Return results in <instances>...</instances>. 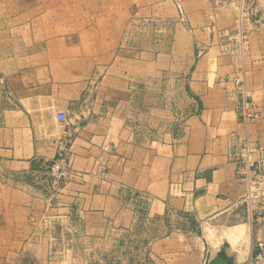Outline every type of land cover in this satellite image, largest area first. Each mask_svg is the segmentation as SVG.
Returning a JSON list of instances; mask_svg holds the SVG:
<instances>
[{
  "label": "crops",
  "instance_id": "crops-1",
  "mask_svg": "<svg viewBox=\"0 0 264 264\" xmlns=\"http://www.w3.org/2000/svg\"><path fill=\"white\" fill-rule=\"evenodd\" d=\"M179 1L186 20L175 0L0 1V170L14 176L0 185L9 252L0 264H85L52 259L47 243L30 238V220L44 207L46 165L66 130L80 175L64 189L61 212L70 214L76 237L122 234L144 220L165 231L152 242L161 264H207L214 254L208 231L243 225L229 224L244 221L247 210L245 186L228 154L237 136L264 145V119L242 120L233 80L242 66L248 94L264 112V0H226L234 15L239 7L247 11L249 46L242 58L216 51L226 26L208 18L220 6ZM141 5L163 11L167 20L180 16L179 28L198 44L213 45L177 73L193 110L147 141L112 114L109 98L93 93L122 90L115 82L125 74V28ZM55 114L64 123L70 117L71 125L58 127ZM100 164L107 169L97 174ZM212 221L217 225L209 227ZM247 230L243 238L234 235L242 240V260L264 224Z\"/></svg>",
  "mask_w": 264,
  "mask_h": 264
},
{
  "label": "rangeland",
  "instance_id": "rangeland-1",
  "mask_svg": "<svg viewBox=\"0 0 264 264\" xmlns=\"http://www.w3.org/2000/svg\"><path fill=\"white\" fill-rule=\"evenodd\" d=\"M210 1L216 7L220 6L221 8L217 12L216 16L219 15L218 17L214 16L213 18L212 15H209V21L213 22V19H219L221 25L226 26L225 30H221L223 33L219 35L218 44H215L216 51L225 54L234 53L241 58L244 57L249 46L244 25V20L248 17L247 11L239 7L234 15L226 0ZM175 2L182 20L185 19L183 5L179 0H175ZM167 12L170 13V11ZM181 18L173 16L167 20L163 11L149 12V9L147 10L145 6L141 5L140 16H134L132 24L130 22L125 28L124 60L122 62L125 74L115 82V85L121 87L122 90L107 92L98 90L96 87L97 89L93 91L94 95H99L100 98H103L104 95L109 98L107 101L111 103L108 105L112 109V114L125 119L127 126L139 132L142 141H147L149 137L158 139L163 128L174 129L178 124L183 123L190 111L193 110V101L183 89V82H180L177 73L183 67L189 68L195 56L207 51L210 44H198L195 36L192 37L189 32L179 28L177 24ZM231 22L233 25L227 27ZM138 54H140L139 58ZM183 54L188 55L187 59H182ZM237 73V75L244 76L242 66ZM119 79H121L120 82ZM246 93L250 98L247 89ZM54 118L58 127L71 125L70 117L66 118L65 123L57 114ZM65 138L71 140L70 152L67 155L73 166L71 154L73 135L68 130L58 141L57 151L59 143ZM55 157L56 155L53 158ZM51 160L47 162L46 167ZM106 169L100 171L98 167L97 174L105 172ZM11 179H14L13 175L0 170V185ZM2 201L4 202L0 195V204ZM244 207L246 208L245 205ZM44 208L45 190L44 207L41 214L30 220L33 231L30 238L47 243L48 256L52 259L80 260L85 264H161L159 258L153 254L152 242L162 237L165 231L153 227L147 221H140L133 231L122 234L113 232V234H107L94 240L78 238L73 231H64L62 234L59 227L55 234L56 239L49 241V237L45 235L44 231L35 232L33 225L35 219L41 217ZM229 224H245L252 231L259 223L252 215H249L247 210V217L244 221H233ZM5 225H7V217L0 209V263L5 255L9 256V252L6 251L7 237L3 234ZM211 225L217 224L212 221L208 223L209 227ZM206 236L209 237L207 234ZM11 253L14 255V252Z\"/></svg>",
  "mask_w": 264,
  "mask_h": 264
},
{
  "label": "built area",
  "instance_id": "built-area-1",
  "mask_svg": "<svg viewBox=\"0 0 264 264\" xmlns=\"http://www.w3.org/2000/svg\"><path fill=\"white\" fill-rule=\"evenodd\" d=\"M233 81L242 100L240 108L242 120L250 122L264 119V112L246 93L244 76L237 75ZM69 144L70 139L62 140L58 145L56 157L46 167L45 208L41 217L35 219L33 224L35 232L44 231L49 241L56 239L55 234L59 227L62 234L64 231H72L70 214L61 212L63 206L61 196L64 189L74 177L80 175L73 169L68 158ZM228 157L236 165V174L245 186L241 204L246 206L249 215H252L259 224H264V145L247 135L237 136L232 139ZM105 169L104 164L99 165L100 171ZM244 264H264V231Z\"/></svg>",
  "mask_w": 264,
  "mask_h": 264
},
{
  "label": "water",
  "instance_id": "water-1",
  "mask_svg": "<svg viewBox=\"0 0 264 264\" xmlns=\"http://www.w3.org/2000/svg\"><path fill=\"white\" fill-rule=\"evenodd\" d=\"M235 228V227H233ZM233 228H212L211 241L214 243V254L210 257L207 264H244L240 255L242 240L233 241L228 234Z\"/></svg>",
  "mask_w": 264,
  "mask_h": 264
},
{
  "label": "bare ground",
  "instance_id": "bare-ground-1",
  "mask_svg": "<svg viewBox=\"0 0 264 264\" xmlns=\"http://www.w3.org/2000/svg\"><path fill=\"white\" fill-rule=\"evenodd\" d=\"M208 232H209V237H211V235H212V234H211V230L208 231ZM236 233L239 234V239L245 237V236L248 234V230H247L246 225H245V224L240 225V226H238V227L233 228V229L230 231V233H229L228 235L231 236V239H232L233 241H235V237H234V235H235Z\"/></svg>",
  "mask_w": 264,
  "mask_h": 264
}]
</instances>
